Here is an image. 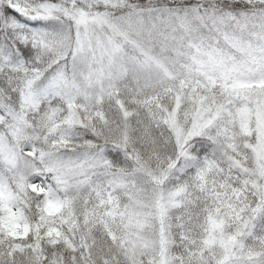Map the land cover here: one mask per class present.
<instances>
[{
    "label": "snow or ice",
    "instance_id": "obj_1",
    "mask_svg": "<svg viewBox=\"0 0 264 264\" xmlns=\"http://www.w3.org/2000/svg\"><path fill=\"white\" fill-rule=\"evenodd\" d=\"M0 264H264V0H0Z\"/></svg>",
    "mask_w": 264,
    "mask_h": 264
}]
</instances>
